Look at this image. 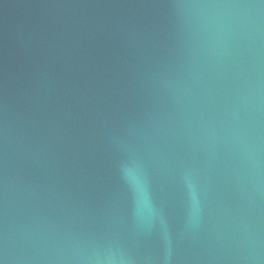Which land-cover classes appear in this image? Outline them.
Segmentation results:
<instances>
[{
    "label": "water",
    "instance_id": "95a60500",
    "mask_svg": "<svg viewBox=\"0 0 264 264\" xmlns=\"http://www.w3.org/2000/svg\"><path fill=\"white\" fill-rule=\"evenodd\" d=\"M0 264H264V0H0Z\"/></svg>",
    "mask_w": 264,
    "mask_h": 264
}]
</instances>
